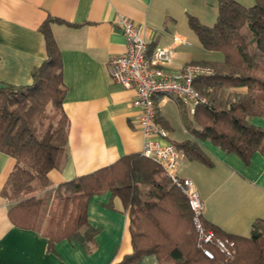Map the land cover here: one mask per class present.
Segmentation results:
<instances>
[{
	"label": "crops",
	"instance_id": "1",
	"mask_svg": "<svg viewBox=\"0 0 264 264\" xmlns=\"http://www.w3.org/2000/svg\"><path fill=\"white\" fill-rule=\"evenodd\" d=\"M237 1L249 5V0ZM119 15L143 26L150 51L155 44L171 47L173 57L166 68L176 70L208 59L210 51L188 18L213 25L218 6L217 0H0V85L31 83L32 70L46 57L41 26L56 19L50 30L65 88L67 155L47 173L50 185L36 192L38 196L53 197L58 185L142 147L138 111L132 104L136 91L113 81L108 73L110 59L125 49L123 32L116 25ZM154 99L160 123L168 130L167 140L177 142L169 137L171 123L162 111L172 101L180 110L177 102L162 95ZM252 120L264 127L263 118ZM202 146L212 164L185 158L179 175L193 180L204 204V220L226 232L249 235L255 219L264 217V151L255 152L246 163L209 140ZM13 166L14 159L0 151V264H115L131 252L128 214L108 190L88 201L87 220L97 229L93 240L86 247L61 240L54 252H48L41 232L14 226L8 217L11 202L2 189ZM156 263L154 255L139 262Z\"/></svg>",
	"mask_w": 264,
	"mask_h": 264
},
{
	"label": "trees",
	"instance_id": "2",
	"mask_svg": "<svg viewBox=\"0 0 264 264\" xmlns=\"http://www.w3.org/2000/svg\"><path fill=\"white\" fill-rule=\"evenodd\" d=\"M217 6L213 25L188 18L202 46L223 57L196 62L213 70L194 81L206 102L195 106L193 120L188 122L183 104L176 101L188 137L173 143L186 159L207 165L212 161L202 146L204 140L248 163L255 152L264 151V127L252 120L264 119V0H254L250 7L237 0H217ZM53 20L41 26L46 57L32 70L31 83L0 85V151L14 159L2 193L8 200L18 198L10 204L8 217L14 226L37 232L51 195L36 192L48 189L47 173L67 155V116L62 108L65 88L50 30ZM244 26L250 38L243 33ZM48 103L59 109L61 119L43 125L38 118ZM156 120L161 122L158 112ZM105 190L121 200L129 219L132 250L115 264H139L146 255H154L156 264H264V217L255 219L249 235L226 232L203 218L217 236L234 242L233 257L225 258L213 249L214 258H207L196 244L186 197L158 163L140 152L123 155L54 189L53 198L62 207L60 216L52 214L42 233L48 252H54L61 240L84 247L93 240L97 229L88 223L87 205L92 195Z\"/></svg>",
	"mask_w": 264,
	"mask_h": 264
},
{
	"label": "built area",
	"instance_id": "3",
	"mask_svg": "<svg viewBox=\"0 0 264 264\" xmlns=\"http://www.w3.org/2000/svg\"><path fill=\"white\" fill-rule=\"evenodd\" d=\"M116 25L125 39V49L108 63L110 78L122 85L134 87L132 102L138 111L137 123L141 132L140 154L158 163L163 173L184 194L192 212L196 231V244L207 258H214V250L225 258L234 255V242L217 236L214 229L203 223L204 204L193 180L179 175L178 168L185 159L184 153L167 140L168 130L157 120L155 97L162 95L180 101L193 113L205 97L194 87L195 79L209 76L213 70L208 65L186 63L176 70L166 68L173 57L171 47L155 44L150 51L141 24L125 15H119ZM178 41V37L173 38Z\"/></svg>",
	"mask_w": 264,
	"mask_h": 264
},
{
	"label": "rangeland",
	"instance_id": "4",
	"mask_svg": "<svg viewBox=\"0 0 264 264\" xmlns=\"http://www.w3.org/2000/svg\"><path fill=\"white\" fill-rule=\"evenodd\" d=\"M249 5L242 4L244 6L250 7L254 5V0H249ZM243 33L247 36V38H250V33L248 31V28L244 26ZM210 53V54H209ZM223 57L222 53L219 51H210L208 52V56L206 60L213 61L216 59H221ZM262 75V74H261ZM176 101V100H175ZM184 113L186 114V118L188 122H191L193 120L192 113H189L188 106L183 105ZM162 111L166 116L169 118V122L171 123V133L170 138L174 141H182L183 139L188 137V133L186 132L185 124L182 120L180 110L177 109V106L175 102H170L167 106H165ZM40 122L43 123V125H47L49 122L56 123L58 120L61 119V114L59 109L56 106H53L51 103L47 104L46 110L44 112V115L42 117L38 118ZM18 198H12L10 199V202L13 203L17 201ZM61 207L62 202L58 199L53 198L50 196V200L47 202L46 208H45V216L42 219V222L39 225V231L41 233H44L46 231V228L48 226V221L52 214H54L57 218L61 214Z\"/></svg>",
	"mask_w": 264,
	"mask_h": 264
}]
</instances>
